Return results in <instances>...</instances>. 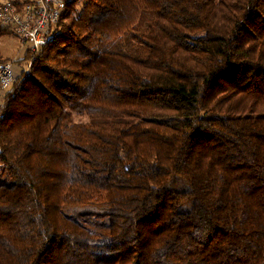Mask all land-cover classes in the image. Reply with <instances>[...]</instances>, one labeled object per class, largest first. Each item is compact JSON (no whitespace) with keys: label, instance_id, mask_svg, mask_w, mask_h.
<instances>
[{"label":"trees","instance_id":"16d2710c","mask_svg":"<svg viewBox=\"0 0 264 264\" xmlns=\"http://www.w3.org/2000/svg\"><path fill=\"white\" fill-rule=\"evenodd\" d=\"M48 35L0 90V264H264V0H65Z\"/></svg>","mask_w":264,"mask_h":264},{"label":"built area","instance_id":"2783aa9c","mask_svg":"<svg viewBox=\"0 0 264 264\" xmlns=\"http://www.w3.org/2000/svg\"><path fill=\"white\" fill-rule=\"evenodd\" d=\"M65 0H34L19 6L17 0H1L0 26L15 30L20 41L30 43L29 47L38 51L48 40V31L58 23ZM14 61L0 64V90L4 93L15 81Z\"/></svg>","mask_w":264,"mask_h":264},{"label":"rangeland","instance_id":"374dc122","mask_svg":"<svg viewBox=\"0 0 264 264\" xmlns=\"http://www.w3.org/2000/svg\"><path fill=\"white\" fill-rule=\"evenodd\" d=\"M29 45L30 43L24 44L14 35H2L0 37V53L3 57L16 58V60L24 58ZM27 63L25 60L21 62L25 68L28 66ZM77 119L84 120L85 118L78 117Z\"/></svg>","mask_w":264,"mask_h":264},{"label":"crops","instance_id":"0c3cea01","mask_svg":"<svg viewBox=\"0 0 264 264\" xmlns=\"http://www.w3.org/2000/svg\"><path fill=\"white\" fill-rule=\"evenodd\" d=\"M34 0H17V4L19 5V6H21L20 4H22V6L23 5H25V4H29V2H33ZM0 2H1V0H0ZM20 3V4H19ZM14 36H16L19 40H20V38L18 37V35H14ZM29 48V47H28ZM28 50V49H27ZM27 50H26V52H27ZM25 55H26V53H25ZM3 56V55H2ZM4 58H7V59H9V61H14V63H15V74H16V77H18L19 75H21L24 71H25V69H27L28 67H29V64H28V66H27V68H25L22 64H21V62L24 60V58H19L18 60H16V58L15 59H11V58H9V57H4Z\"/></svg>","mask_w":264,"mask_h":264}]
</instances>
